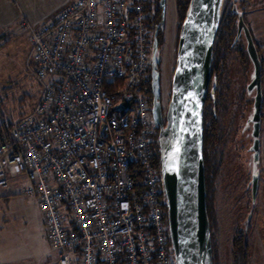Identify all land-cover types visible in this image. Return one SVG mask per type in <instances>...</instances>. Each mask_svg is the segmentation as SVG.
Instances as JSON below:
<instances>
[{
    "label": "built area",
    "instance_id": "obj_1",
    "mask_svg": "<svg viewBox=\"0 0 264 264\" xmlns=\"http://www.w3.org/2000/svg\"><path fill=\"white\" fill-rule=\"evenodd\" d=\"M148 0H71L23 20L32 109L0 132V189L23 175L56 264H175L153 117ZM1 194V190H0Z\"/></svg>",
    "mask_w": 264,
    "mask_h": 264
},
{
    "label": "rangeland",
    "instance_id": "obj_2",
    "mask_svg": "<svg viewBox=\"0 0 264 264\" xmlns=\"http://www.w3.org/2000/svg\"><path fill=\"white\" fill-rule=\"evenodd\" d=\"M246 1L244 10L248 12L244 13V23L262 59L261 93L264 98V0ZM164 17L161 76L167 104L171 96L178 34L184 19L177 12L175 0L165 1ZM23 20L33 22L24 15L20 21ZM29 49V35L22 28H13L0 36V124L29 112L38 95L39 86L28 66ZM241 60L236 52L228 50L223 70L219 72V101L215 108L219 168L212 181L208 204L211 242L213 249H217L214 257L212 254L213 264H264V101L260 158L253 164L247 147L244 149L236 142L243 137L240 135L243 127L249 130L246 140L250 143L252 126L245 121L252 115L251 101L255 93L253 90L246 96L247 84L253 78V66L246 63V67ZM254 174L257 186L253 196ZM27 184L26 178L19 175L0 189L3 191L0 197V264H56L58 252L48 239L38 199L22 193V187ZM245 224L243 238L247 243V261L234 253L235 236L242 233Z\"/></svg>",
    "mask_w": 264,
    "mask_h": 264
},
{
    "label": "water",
    "instance_id": "obj_3",
    "mask_svg": "<svg viewBox=\"0 0 264 264\" xmlns=\"http://www.w3.org/2000/svg\"><path fill=\"white\" fill-rule=\"evenodd\" d=\"M165 1L160 0L163 13ZM223 7L224 0H189L178 34L176 64L165 121L157 101L160 88L156 42L151 52V82L155 100L151 113L153 122L159 126L160 173L175 264H213L203 161V115L211 78L213 45ZM241 30L254 64L248 89H256L251 120L257 158L262 104L261 67L253 39L240 14L238 33ZM214 89L215 86L210 88L211 94ZM256 186L254 174L253 196Z\"/></svg>",
    "mask_w": 264,
    "mask_h": 264
},
{
    "label": "flooded vegetation",
    "instance_id": "obj_4",
    "mask_svg": "<svg viewBox=\"0 0 264 264\" xmlns=\"http://www.w3.org/2000/svg\"><path fill=\"white\" fill-rule=\"evenodd\" d=\"M246 2H247L246 0H226L225 4H224V13H225V9L227 7H229L230 4H231V6L233 5V8H231V12H232V14L234 16L233 18L235 20V30L233 32L234 35L230 37V40H231V49L230 50H233L234 52H236L240 56V58L242 59L240 62L244 66H246V63H248L249 66H250V63H251V65L253 66V73H254V64H253L252 59H251V57L249 55L248 49H246L247 40H246V37L244 35V32H243V30H241L240 33H238V31H237V28H238V16L241 14L242 17H243V20H244V13L248 12L247 10L243 9V7L246 5ZM234 3H235V5H234ZM239 4H241V7L238 8L237 5H239ZM149 10H150L151 17H154L157 20V22L153 26L152 34H151L152 35V38H151V52H152L153 44H154V42H156V46H155L156 47V53H157V55L159 57V61L157 63L156 70H157V73H158L159 88H160L159 96L157 97V101L160 103L162 117H163V120L165 121V114H166L168 102H167V104H165V100H164L165 99V95H164V92H163L162 76H161L162 47L164 46L163 44L165 43V17H164L165 13H163V7H162V5L160 3V0H152V5H151V8ZM249 32H250V30H249ZM252 39H253L254 45L256 47L255 40H254V38H252ZM256 51H257L258 58H259V61H260L261 75H262V59L259 57V53H258V48L257 47H256ZM223 67H224V65L220 64L219 66H216V69H218V70H213V67L211 65V75H210L211 78H210V83H209V91H208V94L206 96L204 108L209 106L210 88L212 87V85H213L215 80H216V83H214V84L216 85V88L219 87V77H220L219 76L220 75L219 72L223 70ZM212 80H214V81H212ZM251 80H252V78H251ZM250 81L248 82L247 87H246V96L250 95L253 90L255 91L253 99L251 101L252 108H253V103H254V97H255V94H256V89L255 88L248 89V85H249ZM218 99H219V96H218ZM147 100H148L150 109L152 110L153 104L155 102L153 89H152V82H151L150 93H148V99ZM262 101H264V98H262ZM213 102L217 103V100L214 99ZM251 114L253 115V112ZM252 115L251 116L248 115L247 118H246V121H245V123H248V124L251 123V126H252L251 132L249 134V135H251V140H249L250 143L248 144L247 143L248 140H246V138H248L249 130L247 128H243V127L241 129L240 135H242L244 138L241 137L240 140H238L236 142L238 143V145L242 144L244 149H246L245 147H247L248 151L251 153V156H252V163L254 164L256 162L258 163L259 162V158H260V131H261V128H260V131H259L258 157L256 158L255 157V151H254V148H253L254 138H253V135H252V131H253V123H252V120H251ZM261 119H262V104H261L260 122H261ZM158 132H159V126H158V124H155L153 126V133L155 134V133H158ZM253 171H254V168H253ZM251 189H252V186H251ZM247 222H248V218H247ZM246 224L243 226L242 233L236 234L235 239H234V251H235L234 253H235V255H240L241 259H243V261H244V259L247 261V245H246L247 243H246V240L243 238V237H245V231L247 229V225ZM212 254H213V257H214V254H217V249H215V247L213 249V246H212ZM213 262H214V260H213ZM242 264H247V263L244 262Z\"/></svg>",
    "mask_w": 264,
    "mask_h": 264
},
{
    "label": "trees",
    "instance_id": "obj_5",
    "mask_svg": "<svg viewBox=\"0 0 264 264\" xmlns=\"http://www.w3.org/2000/svg\"><path fill=\"white\" fill-rule=\"evenodd\" d=\"M188 3H189V0H175L176 9L181 19L184 18ZM151 5H152V0H148L146 7L150 9ZM239 7H241V4H239L238 8ZM231 8H233V5L231 6L230 4L229 7L225 9V13L223 10V14L219 22L215 42L213 45V57H212V64H211L213 67V70H218L216 69V66H219L220 64L224 65L227 52L231 48L230 37L234 35L233 32L235 30V20L233 18L234 16L231 12ZM244 8L245 7H243V9ZM149 22L154 25L157 22V20L154 17H151ZM214 83H216V80L214 81ZM214 83L212 86H215V90L212 94L210 93L209 95V106L204 108V115H203V125H204L203 126V161H204V167H205L207 210H208V204H209V198H210V188L212 186V181L219 168L218 167L219 166V163H218L219 140L217 136L218 122H217V116L215 112L217 103L213 102L214 99H216L217 102L219 100L218 99L219 88L218 87L216 88V85ZM140 85H141L142 95L146 99H148V93H150V88H151V67L150 66L147 69L146 77L144 78V80L141 82ZM20 116H22V114ZM13 121L14 120H9V121L3 120V123L0 124V132L3 130L8 131ZM157 137H158V133H155L154 140H153L154 162H155V165L158 171H160L159 145H158ZM1 196L2 194H0V197Z\"/></svg>",
    "mask_w": 264,
    "mask_h": 264
},
{
    "label": "crops",
    "instance_id": "obj_6",
    "mask_svg": "<svg viewBox=\"0 0 264 264\" xmlns=\"http://www.w3.org/2000/svg\"><path fill=\"white\" fill-rule=\"evenodd\" d=\"M71 0H0V35L17 28L21 16L32 21L53 18ZM41 5V6H40ZM35 6H40L36 8ZM3 43V42H2ZM2 195H3V191Z\"/></svg>",
    "mask_w": 264,
    "mask_h": 264
}]
</instances>
